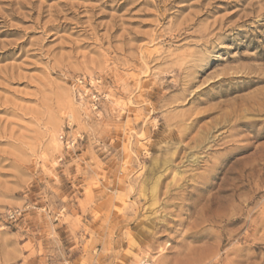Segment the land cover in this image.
<instances>
[{
	"label": "rangeland",
	"instance_id": "374dc122",
	"mask_svg": "<svg viewBox=\"0 0 264 264\" xmlns=\"http://www.w3.org/2000/svg\"><path fill=\"white\" fill-rule=\"evenodd\" d=\"M0 264H264V0H0Z\"/></svg>",
	"mask_w": 264,
	"mask_h": 264
},
{
	"label": "built area",
	"instance_id": "2783aa9c",
	"mask_svg": "<svg viewBox=\"0 0 264 264\" xmlns=\"http://www.w3.org/2000/svg\"><path fill=\"white\" fill-rule=\"evenodd\" d=\"M20 216H21V213L19 211H8L7 214H6V219L15 221Z\"/></svg>",
	"mask_w": 264,
	"mask_h": 264
},
{
	"label": "bare ground",
	"instance_id": "6f19581e",
	"mask_svg": "<svg viewBox=\"0 0 264 264\" xmlns=\"http://www.w3.org/2000/svg\"><path fill=\"white\" fill-rule=\"evenodd\" d=\"M239 120H240V118H239ZM236 121H238V120H236ZM254 121H255V120H254ZM254 121H253V120L241 121V123H245V124H247V126H250V125H252V124L255 123Z\"/></svg>",
	"mask_w": 264,
	"mask_h": 264
}]
</instances>
